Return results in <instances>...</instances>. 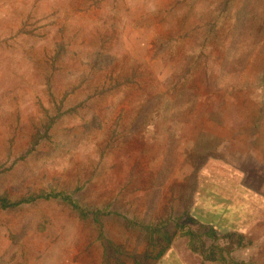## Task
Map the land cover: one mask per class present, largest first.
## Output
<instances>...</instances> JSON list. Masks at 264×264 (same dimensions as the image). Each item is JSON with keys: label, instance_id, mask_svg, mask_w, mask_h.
Listing matches in <instances>:
<instances>
[{"label": "rangeland", "instance_id": "rangeland-1", "mask_svg": "<svg viewBox=\"0 0 264 264\" xmlns=\"http://www.w3.org/2000/svg\"><path fill=\"white\" fill-rule=\"evenodd\" d=\"M0 198V264H221L189 215L264 264V0H0Z\"/></svg>", "mask_w": 264, "mask_h": 264}, {"label": "trees", "instance_id": "trees-1", "mask_svg": "<svg viewBox=\"0 0 264 264\" xmlns=\"http://www.w3.org/2000/svg\"><path fill=\"white\" fill-rule=\"evenodd\" d=\"M42 199L50 198H60L67 205H69L76 213L81 214L82 208L77 204V202L72 198V196L64 193H55V194H45L42 196ZM24 201V200H23ZM23 201L17 203H10L5 198H0V206L2 208H9L16 204H20ZM193 210L195 207L192 208ZM218 211V209H216ZM110 212L96 211L94 212L93 220L98 223L99 214H108ZM220 217L204 215L193 217L192 215L187 217L189 226L184 232V236L187 238V248L194 254L198 255L202 262H218L221 264L230 263V264H254L252 262H238L232 260L229 255L236 249L243 246L244 237L241 234H238L236 231H225L222 230L223 220L217 219ZM166 225L165 220L157 221L156 223H150L145 225L142 231V234L145 237H149V240L154 241L155 244H160L162 242L165 245L161 246L159 252L153 257L154 260H159L171 243V236L165 230H162V226ZM224 231V232H223ZM156 238L152 239V237ZM151 237V238H150ZM126 254L124 247L120 245H115L112 243L108 244V248L105 249V261L104 264H109V260L115 258L116 262L119 264H124L121 260V255ZM149 255L144 256V260L149 258ZM137 262V260H135Z\"/></svg>", "mask_w": 264, "mask_h": 264}, {"label": "crops", "instance_id": "crops-1", "mask_svg": "<svg viewBox=\"0 0 264 264\" xmlns=\"http://www.w3.org/2000/svg\"><path fill=\"white\" fill-rule=\"evenodd\" d=\"M158 264H186V262L175 251L170 250L167 251Z\"/></svg>", "mask_w": 264, "mask_h": 264}]
</instances>
